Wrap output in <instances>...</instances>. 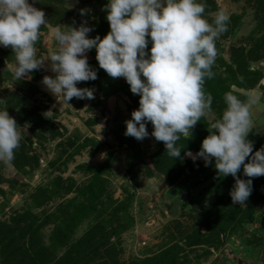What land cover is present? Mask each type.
<instances>
[{
  "label": "rangeland",
  "instance_id": "1",
  "mask_svg": "<svg viewBox=\"0 0 264 264\" xmlns=\"http://www.w3.org/2000/svg\"><path fill=\"white\" fill-rule=\"evenodd\" d=\"M29 2L48 20L37 58L58 50L52 29L67 30L73 20L94 27L90 38L110 31L107 0ZM204 3L210 23L218 10L226 12L228 30L216 40L215 75L204 84L212 110L181 135L177 159L151 136L150 122L142 141L124 135L139 96L124 78L99 68L95 49L87 57L97 79L77 84L94 89L95 98L68 104L41 83L55 76L48 61L18 81L14 53L0 47V98L7 101L0 108L21 127L13 161L0 162V264H264V176L251 178L245 205H234V178L217 174L215 158L205 167L184 155L198 152L213 131L226 92L259 98L248 139L253 152L264 146V0ZM49 110L54 114L45 117ZM237 176L249 179L243 166Z\"/></svg>",
  "mask_w": 264,
  "mask_h": 264
},
{
  "label": "clouds",
  "instance_id": "2",
  "mask_svg": "<svg viewBox=\"0 0 264 264\" xmlns=\"http://www.w3.org/2000/svg\"><path fill=\"white\" fill-rule=\"evenodd\" d=\"M205 9L204 0H107V35L90 38L94 27L87 20L78 25L73 20L75 26H66L67 30L61 25L52 29L58 50L37 58L36 43L48 22L45 12L29 0H0V47H10L14 53L13 79L18 81L45 68L48 61L55 76L46 75L41 83L66 103L73 97L95 98L94 89L77 87L79 82L97 79L87 57L95 49L99 68L112 78H124L131 93L139 96L138 109L125 121L124 135L142 141L149 137L146 125L150 122L151 136L177 159L181 157L177 146L181 135H189L212 110L213 97L204 91V84L215 75L216 40L228 30L229 16L224 10H218L210 23ZM89 11L80 9L79 15L85 17ZM223 99L226 107L211 124L213 131L203 139L198 152L186 151L184 155L194 163L202 159L205 167L215 158L217 174L234 178L229 193L233 204L245 205L253 191L251 178L264 176V146L253 152L254 142L248 139L250 109L259 98L241 100L226 92ZM6 103V98H0V105ZM52 114L49 110L44 116ZM20 129L7 107L0 108V162L13 161ZM241 166L243 176L249 179L237 176Z\"/></svg>",
  "mask_w": 264,
  "mask_h": 264
},
{
  "label": "trees",
  "instance_id": "3",
  "mask_svg": "<svg viewBox=\"0 0 264 264\" xmlns=\"http://www.w3.org/2000/svg\"><path fill=\"white\" fill-rule=\"evenodd\" d=\"M102 96H103L104 100H106L109 97L108 88L107 87H105V89L103 90Z\"/></svg>",
  "mask_w": 264,
  "mask_h": 264
}]
</instances>
